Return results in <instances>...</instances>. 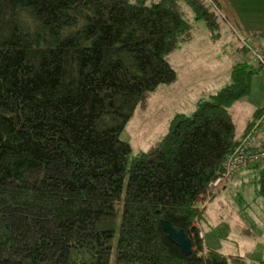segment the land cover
I'll list each match as a JSON object with an SVG mask.
<instances>
[{
	"label": "trees",
	"instance_id": "obj_1",
	"mask_svg": "<svg viewBox=\"0 0 264 264\" xmlns=\"http://www.w3.org/2000/svg\"><path fill=\"white\" fill-rule=\"evenodd\" d=\"M214 8L0 0V264H244L207 251L200 226L224 162L257 123L264 131V109L241 135L230 112L250 94L249 62L136 158L121 138L150 96L176 83L170 56L197 25L219 32ZM252 170L264 182V156L241 175ZM162 221L188 235L190 256Z\"/></svg>",
	"mask_w": 264,
	"mask_h": 264
},
{
	"label": "rangeland",
	"instance_id": "obj_2",
	"mask_svg": "<svg viewBox=\"0 0 264 264\" xmlns=\"http://www.w3.org/2000/svg\"><path fill=\"white\" fill-rule=\"evenodd\" d=\"M213 3L219 32L213 34L203 23L197 25L193 42L170 56L169 62L178 74L177 83L150 96L123 132L121 138L131 145L132 159L165 137L174 116H191L199 100L231 83L236 63L248 61L255 70L250 94L230 109L237 134L241 135L254 120L256 111L264 109V68L249 50L243 51L245 46L264 49V0ZM239 177L228 182L226 189L222 190L224 185L218 190L220 194L205 213L202 226L209 235L206 244L228 258L259 264L264 257V182L256 170Z\"/></svg>",
	"mask_w": 264,
	"mask_h": 264
},
{
	"label": "built area",
	"instance_id": "obj_3",
	"mask_svg": "<svg viewBox=\"0 0 264 264\" xmlns=\"http://www.w3.org/2000/svg\"><path fill=\"white\" fill-rule=\"evenodd\" d=\"M246 47L252 53L256 62L264 68V49ZM262 140H264V131L260 128V123H257L224 162V176L216 180L212 185L215 192L231 180L238 178L242 172L262 161L264 154L258 150Z\"/></svg>",
	"mask_w": 264,
	"mask_h": 264
},
{
	"label": "water",
	"instance_id": "obj_4",
	"mask_svg": "<svg viewBox=\"0 0 264 264\" xmlns=\"http://www.w3.org/2000/svg\"><path fill=\"white\" fill-rule=\"evenodd\" d=\"M162 226L168 235V239L177 247H179L185 255L190 256L193 253L192 242L184 231L174 228L169 222L166 221H162ZM207 264L211 263L208 261Z\"/></svg>",
	"mask_w": 264,
	"mask_h": 264
},
{
	"label": "crops",
	"instance_id": "obj_5",
	"mask_svg": "<svg viewBox=\"0 0 264 264\" xmlns=\"http://www.w3.org/2000/svg\"><path fill=\"white\" fill-rule=\"evenodd\" d=\"M192 42H193V41H191V42H189V43H186V44H190V43H192ZM207 43H208V42H207ZM231 73H232V72H231ZM177 81H178V80H177ZM177 81H176V83H177ZM176 83H175V84H176ZM175 84H173V85H175ZM173 85H171V86H173ZM171 86H168V87H171ZM161 89H162V88H161ZM161 89H160V90H161ZM219 91H220V90H219ZM157 92H159V90H158ZM196 104H197V103H196ZM195 109H196V106H195ZM174 117H175V116H174ZM174 117H173V118H174ZM243 174H244V173H243ZM243 174H242V175H243ZM238 178H240V177H238ZM241 178H242V176H241ZM236 179H237V178H236ZM226 188H227V185H226L224 188H222V190H224V189H226ZM222 190H221V191H222ZM217 193H218V194L215 193L216 196H218V195L220 194L219 192H217ZM216 196H215V197H216ZM212 201H213V200L209 201V202L206 204V212L208 211V208L210 207ZM200 229H201V233H202V235H203V237H204V242H205V248H206V250H207V251L212 250V249L209 248V247L207 246V244H206V239L208 238L209 235L205 233V231H204L202 225L200 226ZM211 234H212V235H211ZM211 234H210V236H211V237H214V236H213V233H211ZM246 237H249V233H246ZM212 251H215V250H212ZM216 252H217V251H216ZM263 256H264V249H263ZM258 261H259V262H257V263H259V264L264 263V257H263V258L261 257L260 260H258Z\"/></svg>",
	"mask_w": 264,
	"mask_h": 264
}]
</instances>
